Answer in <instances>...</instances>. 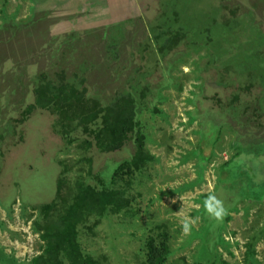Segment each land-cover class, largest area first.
<instances>
[{"label":"rangeland","instance_id":"rangeland-1","mask_svg":"<svg viewBox=\"0 0 264 264\" xmlns=\"http://www.w3.org/2000/svg\"><path fill=\"white\" fill-rule=\"evenodd\" d=\"M123 96L151 157L130 171L133 136L102 152L91 130ZM75 180L122 201L76 226L98 264H147L150 242L164 264H264V0H0V264H33Z\"/></svg>","mask_w":264,"mask_h":264},{"label":"trees","instance_id":"trees-1","mask_svg":"<svg viewBox=\"0 0 264 264\" xmlns=\"http://www.w3.org/2000/svg\"><path fill=\"white\" fill-rule=\"evenodd\" d=\"M134 109L136 108L133 100L124 97L118 101L114 98L108 106L90 113L91 120L97 114L99 117L98 127L91 130L97 142V145L94 144L100 151L119 150L123 141H127V136H133L136 152L129 161L121 164L117 171L124 166L128 171L138 169L143 162L151 159L143 150L145 137L137 128ZM56 184L55 199L40 208L42 220L40 230L44 249L33 259V264H98L96 258L81 252L76 241V226L85 216L101 215L107 207L119 211L122 208V201L117 197L118 193L112 187L96 188L78 180L72 185L62 181ZM62 193L65 194L62 196ZM161 247L153 245L152 242L148 244L147 264H164L168 253L166 246L164 249Z\"/></svg>","mask_w":264,"mask_h":264},{"label":"clouds","instance_id":"clouds-1","mask_svg":"<svg viewBox=\"0 0 264 264\" xmlns=\"http://www.w3.org/2000/svg\"><path fill=\"white\" fill-rule=\"evenodd\" d=\"M204 207L208 211V213L213 216L215 219L219 220L225 214V209L223 207L222 202L217 199L215 195H209L204 201ZM189 230V222L184 221L182 224V231L188 232Z\"/></svg>","mask_w":264,"mask_h":264}]
</instances>
